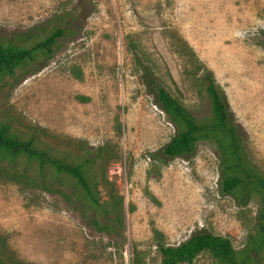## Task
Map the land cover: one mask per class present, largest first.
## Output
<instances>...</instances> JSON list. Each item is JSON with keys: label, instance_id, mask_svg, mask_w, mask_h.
Instances as JSON below:
<instances>
[{"label": "rangeland", "instance_id": "obj_1", "mask_svg": "<svg viewBox=\"0 0 264 264\" xmlns=\"http://www.w3.org/2000/svg\"><path fill=\"white\" fill-rule=\"evenodd\" d=\"M61 26L53 57L0 73V124L58 156L102 148L94 172L108 180L100 198L107 202L114 186L124 208L109 223L71 177L23 155L2 156L0 264H160L156 230L168 244L211 231L245 249L264 193L244 203L242 190L220 193L221 133L199 135L190 157L150 156L176 125L142 82L132 47L174 97L209 118L201 71L190 69L171 36L184 37L225 90L249 156L264 170V0H0L1 39ZM181 264L218 262L202 252Z\"/></svg>", "mask_w": 264, "mask_h": 264}, {"label": "trees", "instance_id": "obj_2", "mask_svg": "<svg viewBox=\"0 0 264 264\" xmlns=\"http://www.w3.org/2000/svg\"><path fill=\"white\" fill-rule=\"evenodd\" d=\"M65 35V27H56L49 34L36 28L16 33L14 36L0 38V73H13L16 68L27 64L35 65L39 58L53 57L55 44ZM173 44L182 53L194 73L199 75L204 89L211 100L212 116L197 118L182 102L174 97L158 80L150 62L134 45L135 65L141 71V80L149 93L154 96V103L163 109L176 125L173 137L160 149L150 152L157 161L182 156L190 157L196 151V143L201 134L221 133L226 138L218 137L222 147L221 176L219 179L221 194H235L242 190V202L250 199L256 191L264 193V170L251 159L247 149L245 130L237 122L229 104L227 94L218 83L212 70L199 62L189 42L176 32H172ZM42 66L35 68L38 71ZM34 71V72H35ZM102 148L85 146L81 152H71L69 156H58L48 146H38L33 137H23L0 124V157L9 156L10 162L23 155L39 163L41 170L51 166L56 172L64 173L75 180L83 190L84 196L105 214L109 223L120 220L116 214L122 213L124 198L113 186L109 189V199L100 198L99 183L108 179L96 175L98 159L103 157ZM104 159V158H103ZM12 177H24L25 171H13ZM45 177L42 175V181ZM104 204V206H103ZM106 225H110V224ZM157 251L161 255L160 264L192 263L202 252L210 253L218 264H260L264 263V195L256 215L254 232L250 233L251 242L241 252H237L231 238L211 231H196L178 244L165 243L162 233L155 231ZM240 254V255H239ZM262 255V256H261Z\"/></svg>", "mask_w": 264, "mask_h": 264}]
</instances>
